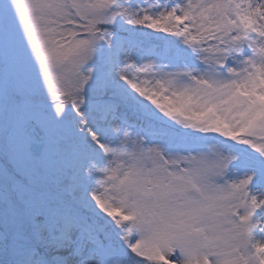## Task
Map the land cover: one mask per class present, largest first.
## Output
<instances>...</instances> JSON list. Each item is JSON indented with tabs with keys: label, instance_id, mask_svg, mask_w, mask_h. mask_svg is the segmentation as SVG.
Segmentation results:
<instances>
[{
	"label": "snow or ice",
	"instance_id": "1",
	"mask_svg": "<svg viewBox=\"0 0 264 264\" xmlns=\"http://www.w3.org/2000/svg\"><path fill=\"white\" fill-rule=\"evenodd\" d=\"M0 264H264V0H0Z\"/></svg>",
	"mask_w": 264,
	"mask_h": 264
}]
</instances>
